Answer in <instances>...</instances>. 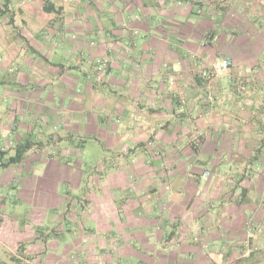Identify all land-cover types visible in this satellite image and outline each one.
I'll use <instances>...</instances> for the list:
<instances>
[{
	"label": "crops",
	"instance_id": "crops-1",
	"mask_svg": "<svg viewBox=\"0 0 264 264\" xmlns=\"http://www.w3.org/2000/svg\"><path fill=\"white\" fill-rule=\"evenodd\" d=\"M217 2L0 0V264L260 261L264 0Z\"/></svg>",
	"mask_w": 264,
	"mask_h": 264
},
{
	"label": "rangeland",
	"instance_id": "rangeland-1",
	"mask_svg": "<svg viewBox=\"0 0 264 264\" xmlns=\"http://www.w3.org/2000/svg\"><path fill=\"white\" fill-rule=\"evenodd\" d=\"M196 3L199 4V1H197ZM212 3H214L215 5H217V7H219L220 5L218 4L217 0H212ZM103 5V4H102ZM105 8H107L106 5H104ZM107 16H109L107 14ZM108 20V18H106ZM105 23V21H103ZM210 39V33H208L206 35V38L205 40L208 41ZM97 66L101 67V70L102 71H105V67L108 66V61H105L103 60V62H97L96 63ZM232 68V66H231ZM230 68V69H231ZM212 69H213V66H212ZM211 69V70H212ZM230 69L228 71H230ZM210 70V71H211ZM213 71V70H212ZM227 71V72H228ZM214 72V71H213ZM36 140V139H35ZM86 141L84 142H81V147L79 146V150H80V154H82L83 156H81L80 159H82V161L84 162V166H93V165H96L97 163V160L96 158L98 157V155L102 154L103 152V144H101L99 141H97L96 139L94 138H88V139H85ZM77 143L80 142L79 139L76 140ZM27 141H24L23 143H26ZM22 144V143H21ZM3 194V198L2 196L0 197L1 199H4V198H7L8 199V202H11L13 201V199H15V197L13 196V193L10 192V195L8 193V190H4L2 192ZM4 251V250H3ZM3 254H1V251H0V258H2ZM260 258V261L258 263H252V264H264V253L259 257ZM8 259V258H7Z\"/></svg>",
	"mask_w": 264,
	"mask_h": 264
},
{
	"label": "trees",
	"instance_id": "trees-1",
	"mask_svg": "<svg viewBox=\"0 0 264 264\" xmlns=\"http://www.w3.org/2000/svg\"><path fill=\"white\" fill-rule=\"evenodd\" d=\"M46 10L51 11L54 9L53 5H46ZM33 146V142L27 141L26 143L20 144L15 149V154L5 159V152L0 151V167H7L12 164H19L25 158V155L29 149Z\"/></svg>",
	"mask_w": 264,
	"mask_h": 264
},
{
	"label": "built area",
	"instance_id": "built-area-1",
	"mask_svg": "<svg viewBox=\"0 0 264 264\" xmlns=\"http://www.w3.org/2000/svg\"><path fill=\"white\" fill-rule=\"evenodd\" d=\"M231 66H232V60L230 58L224 57V58L217 59L213 64V71H214L215 76L217 77L224 76ZM207 174H209V172H207ZM244 245H245V248H247L248 250L252 249L251 240L248 239L247 241H245Z\"/></svg>",
	"mask_w": 264,
	"mask_h": 264
}]
</instances>
